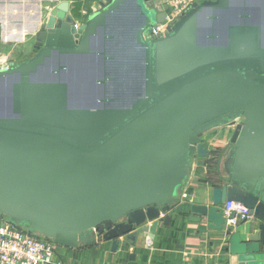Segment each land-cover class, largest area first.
Wrapping results in <instances>:
<instances>
[{"label":"water","instance_id":"1","mask_svg":"<svg viewBox=\"0 0 264 264\" xmlns=\"http://www.w3.org/2000/svg\"><path fill=\"white\" fill-rule=\"evenodd\" d=\"M155 1L107 0L83 23L62 2L34 56L0 67V217L60 247L117 251L189 210L225 232L237 264H264V0H196L162 37ZM235 120L220 183L183 203L211 156L205 135ZM230 201L256 229H225Z\"/></svg>","mask_w":264,"mask_h":264},{"label":"crops","instance_id":"2","mask_svg":"<svg viewBox=\"0 0 264 264\" xmlns=\"http://www.w3.org/2000/svg\"><path fill=\"white\" fill-rule=\"evenodd\" d=\"M178 1L194 0H156L160 12L171 14V5ZM62 2L69 3L74 15L77 7L84 2L90 5L88 17L101 9L107 0H0V66L10 63L20 64L34 56L36 36L44 30L50 11ZM171 4V5H170ZM92 5V6H91ZM76 17V15H74ZM78 23H83L78 21ZM233 129V128H232ZM233 131L228 127L216 128L205 135V147L211 152L208 160L196 159L190 177L182 192V202L204 203L210 197L212 188L220 183L223 173L225 146ZM221 149V150H220ZM216 155L218 175L212 172L210 160ZM186 194L187 197L183 195ZM183 217L175 216L170 226H161L151 239L144 234L135 246L122 238L117 251L112 242L99 241L85 249H67L58 246L54 264H237V259L229 252L228 237L223 231H211L206 221H189V210ZM5 223L0 217V226ZM258 226L255 219L250 220L239 230H254Z\"/></svg>","mask_w":264,"mask_h":264},{"label":"built area","instance_id":"3","mask_svg":"<svg viewBox=\"0 0 264 264\" xmlns=\"http://www.w3.org/2000/svg\"><path fill=\"white\" fill-rule=\"evenodd\" d=\"M194 2L196 0L170 4L171 14L167 15L163 24L151 31L150 36L162 37ZM183 196L187 197L186 194ZM222 211L226 230L236 231L253 219L250 209L239 202H226ZM57 247L51 240L30 235L8 222L0 226V264H54Z\"/></svg>","mask_w":264,"mask_h":264},{"label":"rangeland","instance_id":"4","mask_svg":"<svg viewBox=\"0 0 264 264\" xmlns=\"http://www.w3.org/2000/svg\"><path fill=\"white\" fill-rule=\"evenodd\" d=\"M88 2H84L83 4H81V6H79V7H77L76 9H75V13H74V15H76V19H78V21H80V22H84L85 21V17H86V15H87V13H88V7L90 6V5H88L87 4ZM92 6V5H91ZM156 13L157 12H154V13H152V16H153V18H155L156 17ZM1 67V66H0ZM58 249V248H57Z\"/></svg>","mask_w":264,"mask_h":264},{"label":"trees","instance_id":"5","mask_svg":"<svg viewBox=\"0 0 264 264\" xmlns=\"http://www.w3.org/2000/svg\"><path fill=\"white\" fill-rule=\"evenodd\" d=\"M218 160H219V156L216 155L212 160H210V164H211V167L212 168V172L214 175H218L219 171H218ZM19 229H21L20 227H18Z\"/></svg>","mask_w":264,"mask_h":264},{"label":"flooded vegetation","instance_id":"6","mask_svg":"<svg viewBox=\"0 0 264 264\" xmlns=\"http://www.w3.org/2000/svg\"><path fill=\"white\" fill-rule=\"evenodd\" d=\"M240 124V120H235L233 123H231L229 126H228V128H230V129H235L238 125ZM235 126V127H234ZM229 147H230V144H228V146H227V148H225L226 150H224V151H227V150H229Z\"/></svg>","mask_w":264,"mask_h":264}]
</instances>
